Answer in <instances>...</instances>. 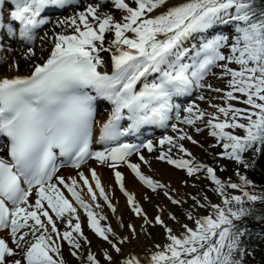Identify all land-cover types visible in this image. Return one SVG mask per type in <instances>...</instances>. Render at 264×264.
I'll return each mask as SVG.
<instances>
[{"label":"snow or ice","instance_id":"obj_1","mask_svg":"<svg viewBox=\"0 0 264 264\" xmlns=\"http://www.w3.org/2000/svg\"><path fill=\"white\" fill-rule=\"evenodd\" d=\"M80 2L0 0V52L19 42L27 49L24 58L32 61L29 74L0 77V231L8 234L0 236V264H67L63 242L81 264H244L250 254L243 246L248 228L238 222L253 215L257 202L264 203V191L256 192L255 183L245 174L264 153V0H182L172 6L169 0H94L70 16L57 18L51 36L49 32L39 36L53 23L49 12L79 8ZM109 4L111 8L103 10ZM116 11L121 13L119 20ZM218 27H230L232 35L216 32ZM38 39L52 43L47 58H38L39 62L34 59ZM102 53H111V71ZM4 61L0 56V63ZM9 68L18 72L19 65L13 61ZM213 68L221 69L218 78L228 77L227 90L207 83V77L215 75ZM204 89L223 93L224 105L210 104L216 110L210 113L192 103L183 109L188 115L181 118L175 98ZM101 101L112 109L97 124ZM174 112L188 126L203 122L217 141L210 147H221V158L245 170L237 169L239 182L222 180L216 168L198 162L182 143L198 141L171 124L177 135L160 139L161 149L169 147L156 158L189 177L205 173L214 185L212 191L221 198L214 204L206 194L191 196L192 209L187 211L191 226L182 224L179 234L165 223L163 208L157 206L158 214L148 216L135 194L127 191L123 173L116 170L120 164L127 165L146 188L162 191L171 204L182 207L186 201L171 194L175 189L145 175L140 164L129 160L136 153L148 164L140 150L153 152V143H120L146 125L167 128ZM122 121H128L126 127ZM195 130L203 131L198 126ZM95 142L115 146L94 151ZM174 148L183 155L173 158ZM89 160L115 170V182L130 210L143 218L142 230L161 225L166 243L154 245L155 250L144 257L123 255L129 237L102 223L108 218L96 211L101 207L96 203L99 196L113 214L117 212L96 170L90 169L95 190L83 171L77 173L79 181L59 175L63 167L80 169ZM80 181L92 203L78 190ZM72 201L86 214L88 228L109 246L100 255L91 249ZM197 208L211 212L201 216L195 213ZM168 218L177 219L171 213ZM57 221L64 222V231ZM127 227L135 238V225Z\"/></svg>","mask_w":264,"mask_h":264},{"label":"rangeland","instance_id":"obj_2","mask_svg":"<svg viewBox=\"0 0 264 264\" xmlns=\"http://www.w3.org/2000/svg\"><path fill=\"white\" fill-rule=\"evenodd\" d=\"M74 8L69 9V10H65L60 15L54 16L52 18L53 23L48 24L45 28L40 30L39 31V35L44 34V32H49V35L51 36V30L53 29L52 25L55 24L56 18H61V17L63 18V17L72 15V13L74 12V11L72 12V10ZM215 31L216 32H223L224 34L229 35V36L232 35V31H231L230 27H218ZM40 42L41 41L38 39L36 43H40ZM43 44L47 48H49L50 47L49 44H51V40L49 39L46 42H43ZM19 59L21 61H25V62L27 61L26 59H24L22 57H20ZM7 61L8 60L6 58L4 63H0V71L4 70V68H6V66H7L6 62ZM28 65H29V67L32 65L31 61H28ZM232 67H236V66L232 65ZM212 72L215 73V75H213L211 77L208 76L207 82H208L209 78L211 79V78L217 77L216 74L220 73L221 69L213 68ZM227 80H228V77H225V78L219 80L221 82L220 83V87H219L220 89L227 90ZM222 95H223V93H222ZM191 98H193V97H191ZM190 99L188 101L182 102V104L178 103L181 106L180 114H181V112H183V109H184V107L187 104H188V106L190 105L189 104L190 103ZM219 102H220V104H219L220 106H223L224 103H225V101L223 99H220ZM175 103H177V102H175ZM232 103L236 107H244V105L240 104L237 101H232ZM220 118H221V120L224 119L223 116H221ZM170 123L174 124L175 120H173L172 122L170 120L169 126L167 128H163L160 132L146 137V140L150 139L149 141H152V142L154 141L155 150L153 152H151V153L148 152L147 150L145 151L146 154H147V157H151V158H153V160L156 163H159V165H164V166H167V167L169 166V168H171L170 167L171 165H169L165 161H161V160L157 159L156 157L160 154L159 152H161L162 150H166L168 148V145L166 144V145L163 146V149H161V147H160V145L158 143L160 141V139H162L165 135H171V136L174 135V131L172 130V127H171ZM202 129L203 130L206 129V131H207L204 136L199 137L198 134H195V135L192 136L193 139L198 141L197 144L200 146L198 148V150H200L199 151L200 154H198V156L195 155L194 157L197 158L196 160L198 162L210 165L212 167H214L215 164H216L217 166H215L214 168H216V170H217V175L222 180L227 181L230 178L233 181V178L236 176L235 173H236L237 169L239 168V170H241V167L239 165L235 164L234 162L230 161L229 159L221 158L219 156V153H221L223 151V149L221 147H219V146L215 147V148L210 147V145L216 144L217 141H216V139L214 137L209 135V129L208 128H206L205 126H202ZM241 134L243 135L244 133L241 132ZM144 142H145V140H143L140 144H142ZM188 145L192 148L195 144L193 145V143H188ZM193 148L196 149V147H193ZM142 149L143 148H141V150ZM174 151H175V149L172 152H174ZM171 154H173V153H171ZM246 155L247 156L251 155V152L247 153ZM135 159L136 158H130L129 157V160L132 163H134ZM96 165H98L100 167H103L105 169V171H109L107 173L108 176L106 177L105 180L109 181V182L111 181V184L113 186H112V189L110 187H106V185H105V187H106V189L110 188V189H107L108 192H110V193L114 192V190L115 191L117 190L116 192L121 197H123L124 200L126 201L124 203L125 204V211H126L127 207H129V205L127 203V197L124 195L123 192H121L119 186L117 184H115L116 183L115 182V175H114L115 170L110 168V167H108L107 165H102V164H99V163H97ZM86 166H88V168H87V170L86 169L84 170V174H85L86 177H88L90 184L93 186V188L95 190V181L92 180L91 172H89L90 169H95V167L93 166V164L91 165V163L87 164ZM122 168H123L124 172L125 171L128 172L129 176L132 177L133 180L136 178L134 176V174L132 173L131 169H129L127 167V165H125V164H120L118 169H116V170H119L121 172ZM218 168H220V169L223 168V171H221L220 169L218 170ZM110 171H112V172H110ZM96 172H97V170H96ZM167 172L173 175V180H174L173 185H170V184L168 185L170 190L171 189H175V192H171V194L176 196L177 198H183L186 201V203L182 207L181 206H177V205H173V204L169 205L168 203H162L161 205L159 204L158 206H160V208L164 209V212L162 213L164 215H162V217H163L165 223L167 224V226L172 228L174 230V232L179 234L180 232L183 231V229L181 227L182 224L187 223V224H189L191 226V221L187 220V211L191 210L192 209V205H193V201L191 199V196H198V197L202 198L203 195L206 194L208 196V198H209V201L211 203H214V204L220 203L221 202V198L219 196H217V194L214 191H212V184H211V182L208 179L205 178V173H203V172L197 174V176L199 178H197V176L189 177L184 170L177 169V168L175 169L174 166L171 168V170H169ZM87 173H89L88 174L89 176L87 175ZM60 174H61V172L59 173V175ZM97 175L99 176V178L101 180V183H102V179L103 178L99 175V172H97ZM141 187L143 188L144 191H143V193H142V195H141V197H140V199L138 201H139L140 205H142V208L145 211L151 204L154 203V201L152 203V200H154L156 198V195L161 194L162 191L158 190L157 192L154 193L150 189L146 188L143 184L141 185ZM96 191H97V194H98V190H96ZM110 193H107V195L109 196ZM65 194H66V196H67V194L70 195V193H65ZM162 194H163V192H162ZM145 197H147V199ZM68 198L70 199L71 196H68ZM84 198L87 200L86 196ZM98 198H99V196H98ZM97 202L101 205V207L103 206L105 209H107V211L111 210V209H109L107 207V204L104 202V200L102 198L97 199L96 203ZM77 208H78V212L81 211L82 214H85L83 209H80L79 207H77ZM99 209H96V211H98ZM194 211H195L196 214H199V215L203 216V215H208L211 212V209L210 208H204V209L197 208V209H194ZM168 213H171V214L175 215L177 219L175 221L169 219L168 218ZM128 216L130 217L131 215L130 214H124L122 217H120V219L122 220V224L124 225V227H120V229H121L120 236L129 237L128 242H126L123 245V255H127L129 253H133L134 251H132V248L140 246L139 243H138L139 240L143 241V244L141 245L142 247L141 248L139 247V249L137 248V252H138L139 256H141V257H144L145 255H147L150 250H155L154 249V245H156V244H161L162 245V244L167 242L166 241V233H165L164 227H162L161 225L144 226L146 228V232H145L141 228V226L143 225L141 223V220L136 222L137 225H135V227H136V233L137 234H136L135 238H132L131 232H130L129 228L127 227V225H129L130 221H132V220H130ZM127 220H129V221H127ZM142 222H143V220H142ZM102 223H104V221H102ZM61 224L65 225L64 223H61ZM3 233H5L4 237L7 238V235H8L7 232L5 231V232H2V234ZM90 235L93 237V239H95L96 242L98 241L101 244L107 245L106 242H104L103 240L98 238L92 231H90L89 236ZM126 252H128V253H126ZM100 254H101V252L99 253V255ZM120 258L121 257H119V256L117 257V259H120ZM246 260H247L246 261L247 263L244 262V264H253L254 263V258L251 255H248ZM72 261H73V264H81V262L78 261L75 257H73Z\"/></svg>","mask_w":264,"mask_h":264},{"label":"bare ground","instance_id":"obj_3","mask_svg":"<svg viewBox=\"0 0 264 264\" xmlns=\"http://www.w3.org/2000/svg\"><path fill=\"white\" fill-rule=\"evenodd\" d=\"M89 2H94V0H81L80 2V7L77 8V7H70L69 9H72V12L73 11H77V10H80L84 4L86 3H89ZM182 2V0H169V6H172V5H175L177 3H180ZM111 8V5H105L104 6V9L103 10H107L108 8ZM68 9V10H69ZM164 9H160L158 10L159 11H163ZM155 13V14H158ZM115 17L117 20H119L121 18V13L119 11H116L115 12ZM57 19V18H56ZM59 19H62L59 18ZM53 28L55 27V24L52 25ZM50 27V26H49ZM51 29V28H50ZM220 29V28H219ZM64 29L62 28H56V31L60 32V31H63ZM69 32H71V29L68 30ZM44 34L42 35H39V36H43ZM107 38L110 40L112 39V34L109 33L107 34ZM46 42V41H45ZM19 45V42H13L12 43V48L10 51H4V52H0V56H3L5 57V59L7 58V66L6 68H4V70L0 71V77H4V76H14V75H27L29 74L31 71H32V65L29 67L28 65V61H31V60H27L26 62L25 61H21L19 58L22 57L24 58L25 57V53H26V50L27 49H20L18 47ZM50 47L47 48L44 44H42L41 42L40 43H36L35 44V49H36V52H37V57L34 58L37 60V62H39V59L38 58H43V59H46L50 50H51V47H52V43L49 44ZM102 55L104 56L105 60L108 61V68L107 70L108 71H111V63H110V56H111V53H102ZM25 59V58H24ZM15 62L16 64L19 65V70L18 72L15 70V69H12V68H9V64H11L12 62ZM32 63V61H31ZM219 74L220 73H217V77L215 78H209L208 79V82L207 83H210L214 88H219L220 87V79L221 78H218L219 77ZM213 75H209V77H211ZM208 78V77H207ZM200 95H204L206 97L205 100H199L198 97ZM222 96V93H218V92H214V91H209L207 89H204V90H197V91H194L192 94H191V97L193 98H189L190 99V105L192 103H195L196 105H198L199 109L201 110H206L207 112H215V109L212 108L210 106V104H216V105H219L220 102L219 100L221 99L220 97ZM187 103V102H186ZM185 103V104H186ZM188 107V104L184 107L186 108ZM188 115L186 112H181L180 116L181 118H183L184 116ZM100 116H97L96 117V120H97V124L105 121L106 119H104L103 117H100ZM175 120V123L178 128H183L185 131H187L190 135H195V134H198L199 137H202L206 134V129L201 131V132H197L195 130V128L198 126L200 128H202V126H205L203 122L201 121H197L196 122V125L195 126H188L186 124H183L181 123L179 120L176 119V115H175V112L172 114V119H171V122ZM171 124V123H170ZM127 125V124H126ZM155 125H151V127L153 128ZM155 128H159V126H155ZM177 133L174 132V135L173 136H176ZM150 140V139H149ZM149 140H146L145 142H148ZM159 140V139H158ZM152 142V141H151ZM124 143V142H123ZM131 144H137V143H133V142H129ZM153 145L155 146L154 144V141L152 142ZM159 143V142H158ZM182 143L184 144L185 148L190 151L192 153L193 156L200 154V150H198V148L200 147L198 144H193L194 146L193 147H196L195 148H191L188 143H192L191 141H188V140H185V141H182ZM169 147V146H168ZM175 149V148H174ZM173 149V150H174ZM94 151H100V149H98V147H95L93 148ZM146 149L143 148L142 150H140L141 154H143L145 156V158L149 161L148 164H145L143 163L142 161L139 160V154H134L132 156H130V158H136L134 163H138L141 165V171L145 174V175H148L150 177H152L153 179L155 180H158L164 184H167V185H173L174 183V180H173V175L168 173L167 171L171 170V168L173 167L172 165L170 166L171 168H169V166H164V165H159V163H156L153 158L151 157H147V154H146ZM160 151V150H159ZM160 153V152H159ZM173 154H171L173 156V158H178L180 156H182L183 154L180 153L177 149H175L174 152H172ZM196 156V157H197ZM155 157V156H154ZM187 158V157H185ZM197 159V158H196ZM91 165L93 164V166L95 167V169L97 170V172H99V175L103 178L102 179V186L104 187L105 191L107 193H110L108 192L107 189H112V184H111V181H106V177L108 176V172L109 171H105V169L103 167H100L97 164L96 161L94 162H90ZM89 166V165H88ZM88 166H84V167H81L80 169H68V168H61L60 169V172H61V176H64L65 178H69V177H75L78 181H79V176L77 175V173L79 171H83L87 168ZM92 166V167H93ZM97 166V167H96ZM176 169V168H175ZM90 172V171H89ZM112 172V171H110ZM121 173H123L124 175V178H125V187L127 189L128 192L130 193H133L135 194L136 196V199L139 200L142 193H143V188L141 187L142 183L137 179L135 178L133 180L132 177L129 176L128 172H124L123 168L121 169ZM89 173H87L88 175ZM89 176V175H88ZM105 180V181H104ZM116 184V183H115ZM110 187V188H107L106 187ZM78 190H82V195H83V198L86 196L87 197V200L86 201H90L91 198H90V195L88 194L87 192V188L83 185L82 181H80V188ZM65 193H67L66 190H64ZM117 191V190H116ZM114 190V192H111L110 195H109V198L110 200L112 201L113 205L116 207L117 209V212L115 214H113V212L111 210L107 211V209H105L103 206L97 211L99 213H102L103 215L107 216V221H104V223H109L112 225V227L117 231V233L120 235L121 234V229H120V225L122 224V220L120 219V217H122L124 214H130L131 216L129 217L130 220V224L132 225H137L136 222L141 220V223L143 224L142 220L143 218L142 217H137L131 210H130V207H127L126 211H125V200L123 197H121L117 192ZM158 194V193H157ZM66 195V194H65ZM68 196H71V194H67V197ZM144 196V195H143ZM154 197V196H153ZM71 199V198H70ZM99 199V198H98ZM154 201V203H153ZM74 206L76 207H79L78 205H75V202L72 201ZM91 202V201H90ZM92 203V202H91ZM98 203V202H97ZM151 203V202H150ZM152 203L146 210L145 212L148 214V216L150 218H153L155 217L157 214H158V211H157V206L162 203H168L169 205H172L170 203V201L162 194H158L156 195V198L154 200H152ZM103 204V203H102ZM142 206V205H141ZM160 207V206H159ZM79 213V216H80V221H81V224H82V228L84 230V233L85 235L91 240L92 244H91V249L96 252L98 255L100 252H102V250L104 248H108L109 246L108 245H104V244H101L99 243L98 241L96 242L95 239H93V237L90 235L89 236V233H90V229L88 228V224H87V216L86 214H82L81 211L78 212ZM164 215V214H162ZM163 218V217H162ZM129 221V220H127ZM59 223V224H58ZM61 223H64V222H61V221H57V225H58V228L61 230V231H64L65 230V225H62ZM88 234V235H87ZM0 236L4 237L5 236V233H1L0 232ZM95 236V235H94ZM139 245L138 247H133L132 248V251H134L133 253L134 254H138L137 252V248L139 249V247L141 248L142 244H143V241L139 240L138 241ZM62 253H63V256L65 258V260L67 261V264H73V257L72 255L70 254V249H69V246L67 245L66 242H63V248H62ZM128 253V252H126Z\"/></svg>","mask_w":264,"mask_h":264},{"label":"trees","instance_id":"obj_4","mask_svg":"<svg viewBox=\"0 0 264 264\" xmlns=\"http://www.w3.org/2000/svg\"><path fill=\"white\" fill-rule=\"evenodd\" d=\"M236 131L237 134H240L238 133L239 130ZM252 156L253 153L251 152V155H248L247 157L251 159ZM215 166L217 165L215 164ZM219 169L220 168H218V170ZM240 171L245 172L242 167ZM245 174L255 183L256 188L254 190L256 192L264 191V153L257 157L255 167L249 169L247 172H245ZM233 182H239L237 176L233 178ZM213 187L214 185H212V188ZM229 192H232L233 194H239L238 192H235L231 189H229ZM257 216L262 218L258 220L256 219ZM238 223L241 225H246L248 228V235L244 237L243 246L247 248L248 252L250 253L249 255L254 258L253 264H264V203L257 202L254 205L253 215L250 217H245ZM247 256L248 255L244 257V262L247 261Z\"/></svg>","mask_w":264,"mask_h":264}]
</instances>
